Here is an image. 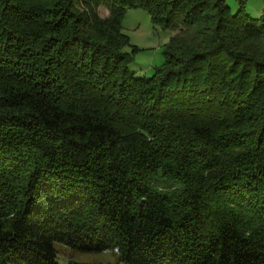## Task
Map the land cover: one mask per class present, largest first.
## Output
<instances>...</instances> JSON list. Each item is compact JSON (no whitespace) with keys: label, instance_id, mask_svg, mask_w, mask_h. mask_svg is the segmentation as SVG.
Segmentation results:
<instances>
[{"label":"trees","instance_id":"1","mask_svg":"<svg viewBox=\"0 0 264 264\" xmlns=\"http://www.w3.org/2000/svg\"><path fill=\"white\" fill-rule=\"evenodd\" d=\"M246 3L0 0V264H59L57 244L264 264V6ZM130 8L174 32L150 75Z\"/></svg>","mask_w":264,"mask_h":264},{"label":"rangeland","instance_id":"2","mask_svg":"<svg viewBox=\"0 0 264 264\" xmlns=\"http://www.w3.org/2000/svg\"><path fill=\"white\" fill-rule=\"evenodd\" d=\"M227 4L233 11L237 8V0H227ZM264 0H247L246 10L258 17L263 9ZM101 16H106L107 11L100 9ZM122 32L129 37V42L137 46L133 53V61L130 69L136 74L150 75L153 69L163 63V51L169 44L174 32L153 24L150 14L142 8H130L122 21ZM132 46H126L125 50L131 52ZM59 264H67L69 261H77L89 264H125L117 262L118 252L106 250L100 253H79L70 248L57 244Z\"/></svg>","mask_w":264,"mask_h":264}]
</instances>
